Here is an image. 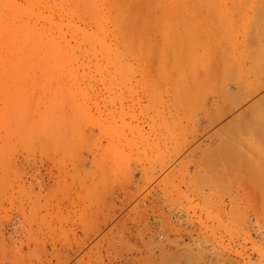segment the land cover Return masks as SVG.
<instances>
[{
	"label": "rangeland",
	"instance_id": "obj_1",
	"mask_svg": "<svg viewBox=\"0 0 264 264\" xmlns=\"http://www.w3.org/2000/svg\"><path fill=\"white\" fill-rule=\"evenodd\" d=\"M9 1L0 264H264V0Z\"/></svg>",
	"mask_w": 264,
	"mask_h": 264
},
{
	"label": "bare ground",
	"instance_id": "obj_2",
	"mask_svg": "<svg viewBox=\"0 0 264 264\" xmlns=\"http://www.w3.org/2000/svg\"><path fill=\"white\" fill-rule=\"evenodd\" d=\"M0 1H2V0H0ZM4 1H5V2L8 1V2H6V3L4 4ZM12 1H13V0H12ZM47 1H49V0H47ZM66 1H67V0H66ZM74 1H75V3L77 2V0H74ZM83 1H84V0H83ZM83 1L81 2V6H82V4H85V3H83ZM106 1H107V0H106ZM117 1L119 2V0H117ZM130 1H131V0H130ZM136 1H137V0H136ZM139 1H140V0H139ZM33 2H35V0H34ZM36 2H37V1H36ZM38 2H39V1H38ZM42 2H43V1H42ZM44 2H45V1H44ZM52 2H53V0H52ZM64 2H65V1H64ZM94 2H95V1H94ZM101 2H104V0H101ZM118 2H115V3H118ZM131 2H135V1L132 0ZM1 3H2V4H1ZM7 3H8V4H7ZM10 3L12 4L13 2H11V1H9V0H3L2 2H0V9H2V10H3V8L7 9V7H8L9 9H7V11L10 10L11 12L16 13L17 16H18L19 14H20L19 16H24V15H25L26 17H27V15H29V16H30V14L32 15V12H33V11H31V13H30V12H29L30 10L28 11L27 8H25V7H24V8L20 7V6H22V5H20V6L17 5V6H16V5H15L16 3H13V4H12V5L14 6L13 8H12V5H11V6H7V5H9ZM40 3H41V2H40ZM56 3H58V2H56ZM56 3H55V5H56ZM67 3H68V2H67ZM78 3H79V2H78ZM90 3H92V1H91ZM98 3L101 4V3H100V0H99ZM122 3H124V2H122ZM36 4H37V3H36ZM43 4H44V3H43ZM48 4H49V3H48ZM65 4H66V3H65ZM88 4H89V2H88ZM88 4H86V5L88 6ZM103 4H104V3H103ZM124 4H125V3H124ZM3 5H4V6H3ZM33 5H34V3H33ZM58 5H59V4H58ZM67 5H68V4H67ZM77 5H78V4H76V7H77ZM86 5H85V6H84V5L82 6V7H83V8H82L83 10L85 9V7H87ZM95 5H96V4H95ZM97 5H98V4H97ZM97 5H96L95 8H97ZM126 5H127V4H126ZM15 6H16L17 8H16ZM41 6H42V4H41ZM47 6H49V5H47ZM60 6H61V5H60ZM60 6H59V8H60ZM90 6H92V7H89V10L91 9L92 12H93V10H94V9H93V8H94L93 4H92V5L90 4ZM102 6H103V5H101V7H100V8H101V11H102V9H103V7H104V6H103V7H102ZM114 6L117 7V8H119V7H121V4H119V6H118V5H113V7H114ZM123 6H124V5H122L121 8H123ZM1 7H2V8H1ZM33 7H34V6H33ZM44 7H45V6H44ZM55 7H57V6H55ZM105 7H106V6H105ZM109 7H110V6H109ZM111 7H112V6H111ZM115 7H114V8H115ZM49 8H50V6H49ZM69 8H70V5H69ZM114 8H113L112 10H115ZM117 8H116V9H117ZM13 9H15L16 11H14ZM23 9H24V10H23ZM25 9H27V10H25ZM29 9H30V8H29ZM72 9H73V7L71 8V10H72ZM78 9H79V8H78ZM80 9H81V8H80ZM105 9H106V8H105ZM124 9H125V7H124ZM124 9H123V10H124ZM20 10H21L22 12H24V13H20V12H21ZM47 10H48V9H47ZM51 10H52V9H51ZM60 10H62V9H60ZM73 10H74V9H73ZM75 10H76V9H75ZM89 10L87 9V11H89ZM119 10H120V9H119ZM119 10H118V11H119ZM128 10H129V8H128ZM7 11H6V12H7ZM17 11H19V12H17ZM62 11H63V10H62ZM64 11H65V10H64ZM95 11H96V10H95ZM107 11H108V10L106 9V13H107ZM110 11H111V10H110ZM1 12H2V14H3V16H4L3 18H5V16H7V13H8V12H7L5 15H4V13H3V12H5L4 10L1 11ZM11 12H10V13H11ZM27 12H28V13H27ZM67 12H68V11H67ZM72 12H73V11L68 12V13H71V14H72ZM85 12H86V11H85ZM92 12H91V13H92ZM97 12H99L98 9H97ZM114 12H115V11H114ZM123 12H125V11H123ZM123 12H122V13H123ZM18 13H19V14H18ZM33 13H34V12H33ZM68 13H67V15H68ZM99 13H100V12H99ZM109 13H110V12H109ZM116 13H117V11H116ZM116 13H115V15H116ZM120 13H121V11H120ZM2 14H0V15H2ZM26 14H27V15H26ZM64 14H65V13H64ZM71 14H70V15H71ZM86 14H87V12H86ZM97 14H98V13H97ZM103 14H104V13H103ZM125 14L127 15V12L123 13L122 16L124 15V16L126 17ZM36 15H38V16L40 17L41 14L38 13V14H36ZM36 15L33 14V16H36ZM88 15H89V14H88ZM92 15H94V14L92 13ZM113 15H114V14H113ZM115 15H114V16H115ZM120 15H121V14H118V13H117L116 16L118 17V16H120ZM38 16H36L35 18H36V19L38 20V22H39ZM73 16H75V15H73ZM77 16L79 17V14H78V13H77ZM82 16H83V15H82ZM85 16H86V15H85ZM89 16H91V15H89ZM102 16H103V15H102ZM102 16H101V17H102ZM110 16H111V15H110ZM10 17H11V20H13L11 15H10ZM10 17H9V19H10ZM41 17H42V19H43V17H44L45 21L47 20V22H48V19H47L46 16H41ZM45 17H46V18H45ZM94 17H95V18H94ZM94 17H93L94 19H92V20H95V21H93V22L96 23V24H94V25H97L98 22L100 21V19L97 18V20H96V17H100V14H99V16H94ZM1 18H2V17H1ZM28 18H29V17H28ZM28 18H27V20H29ZM31 18H32V16H31ZM48 18H49V21H50V22H48V24H49V23H50V24H54V23H55V22L52 21L51 17L48 16ZM70 18L72 19V16H70ZM88 18H89V17H88ZM102 18H103V17H102ZM110 18H111V17H110ZM115 18H116V17H115ZM120 18H121V17H120ZM7 19H8V18H7ZM36 19H35V20H36ZM89 19H91V18H89ZM103 19H104V18H103ZM103 19H102V20H103ZM106 19H107V18H106ZM108 19H109V18H108ZM125 19H126V18H125ZM5 20H6V19H5ZM5 20H3V21H5ZM15 20H16V19H15ZM92 20H89V21H91L90 23H92ZM104 20H105V19H104ZM104 20H103V21H104ZM114 20H115V19H114ZM116 20H118V19L116 18ZM116 20H115V21H116ZM122 20H123V19H122ZM3 21H1V22H3ZM42 21H43V20H42ZM51 21H52V23H51ZM106 21H107V20H106ZM106 21H105V23H106ZM109 21H110V20H109ZM124 21H125V20H124ZM124 21H123V23H124ZM5 22H8V21H5ZM34 22H37V21H34ZM69 22H70V21H69ZM69 22H68V23H69ZM83 22H84V21H83ZM119 22H120V21H119ZM3 23H4V22H3ZM3 23H0V36H1V35H5L6 37H5V40H4V41H3V38H2L1 41H3V42L0 44V47H2V48H4V49H5V48L8 49V48L13 47L14 45H16V46H17V45H20L22 48H30V47L32 48V47H35L36 45H42L43 47H47V48L49 47V48L52 49L54 43H53V42H50V41H46V39L44 38V34H43L42 32L37 31V30H36L35 28H33V26H31L28 22H26V21H25V22H21V24H19V25H16V24H15L14 26H13V25H10V26L8 25V26H6V25H4ZM66 23H67V22H66ZM66 23H65V24H66ZM74 23H75V21H74ZM88 23H89V22H88ZM100 23H103V22L100 21V22H99V25H100ZM121 23H122V22H121ZM123 23H122V24H123ZM55 24H56V23H55ZM55 24H54L53 26H55V27L57 28V26H58L59 24H58V25H55ZM109 24H110V23H109ZM124 24H125V23H124ZM124 24H123V26H124ZM35 25H37V24H35ZM66 25H67V24H66ZM69 25H70V23H69ZM69 25H67L68 28L71 27V26L69 27ZM71 25H73V27H75L74 24H71ZM94 25H93V26H94ZM99 25H98V26H99ZM103 25H104V24H101V26H99V27H102V28H103V27H104ZM106 25H107V24H106ZM111 25H112V24H111ZM116 25L119 26L118 24H116ZM59 26L62 27V23H60ZM123 26H121V27L123 28ZM40 27L42 28V30L44 29L43 26L40 25ZM50 27H51V26H50ZM76 27H77V25H76ZM76 27H75V28H76ZM99 27H98V29H99ZM108 27H109V26H108ZM56 28H55V29H56ZM59 28H60V27H58V30H57L58 32H59V30H60ZM66 28H67V27H66ZM77 28H78L77 30H78L79 32H81V29L79 28V26H78ZM122 28H120L119 30H121ZM79 29H80V30H79ZM84 29H85V28H84ZM100 29H101V28H100ZM44 30H45V29H44ZM66 30H67V29H66ZM77 30H76V31H77ZM104 30H105V27H104ZM46 31H48V29H47ZM72 31H73V29H72ZM74 31H75V30H74ZM78 31H77V32H78ZM82 31H83V30H82ZM84 31H87V29L84 30ZM84 31H83V32H84ZM108 31H109V30H108ZM108 31H107V33H108ZM110 31H111V30H110ZM122 31H123V29H122ZM43 32H44V31H43ZM48 32H50V31H48ZM60 32L63 33V30H60ZM70 32H71V31H70ZM79 32H78V33H79ZM91 32H92V34H90V32H87V33H89L88 35H86L85 32H84V34L86 35V37L88 36L89 39H90V37H92L93 35H95V34H93V31H91ZM95 32H96L97 37H98V35L101 33V32H98V30L95 31ZM97 32H98L99 34H98ZM102 32L105 33V34L102 35L101 37L99 36V40H100L103 36L106 37V35H107L106 31H105V32L102 31ZM45 33H46V32H45ZM71 33H73V32H71ZM78 33H77V34H78ZM47 34L49 35V33H47ZM47 34H46V36H47ZM54 34H56V33H54ZM81 34H82V32H81ZM57 35H58V33H57ZM89 35H90V36H89ZM50 36H52V33L50 34ZM54 36H55V35H54ZM72 36H73V35H72ZM82 36H83V34H82ZM83 37L85 38V36H83ZM88 37L86 38L87 40H89ZM105 37H103V39H104ZM84 38H82V39H84ZM94 38H95V40H96V36H94ZM54 39H55V38H54ZM86 39L83 40V41L88 42ZM106 39H107V38H106ZM59 40H60V39H59ZM62 40H64V39H62ZM62 40H61V41H62ZM70 40H71V39H70ZM90 40H91L92 42L89 41V43L91 42V43L94 44L93 39H90ZM95 40H94V41H95ZM99 40H98V39L96 40L98 45H99V43H98ZM57 41H58V40H57ZM75 41H77V40H75ZM75 41H74V42H75ZM83 41H81V42L84 43ZM96 41H95V42H96ZM101 41H102V39H101L99 42H101ZM103 41L105 42V40H103ZM103 41H102L103 45L105 44L104 46H106V47L108 48V44H106V42L104 43ZM65 42H66V40H65ZM67 42H68V41H67ZM89 43H88V45H90ZM102 43H101V44H102ZM58 44H59V43H58ZM65 44H67V43H65ZM69 45H70V44H69ZM94 45H95V44H94ZM94 45H93V46L91 45V46L94 47ZM59 46H60V45H59ZM66 46H67V45H66ZM91 46H90V47H91ZM96 46H97V45H96ZM70 47H71V45H70ZM74 47H75V46H74ZM76 47H77V46H76ZM2 48H1V49H2ZM40 48H41V47H39V48H37V49L39 50ZM57 48H58V47H57ZM99 48H100V46H99ZM33 49H34V48H33ZM72 49H73V45H72L71 50H72ZM94 49H95V47H94ZM63 50H64V49H63ZM51 51H52V50H51ZM74 51H75V50H74ZM97 51H98V50H97ZM6 52H7V51H6ZM65 52H66V51H65ZM70 52H72V51H70ZM46 53H47V52H46ZM49 53H50V52H49ZM66 53H67V52H66ZM106 53H107V51H106ZM52 54L55 55L54 52H51V54H46V55H51V56L53 57ZM100 54H101V53H100ZM67 55H68V54H67ZM75 55H76V54H75V52H74V57H75ZM108 55H109V53H108ZM24 56H25V55H24ZM70 56H71V55H70ZM47 57H49V56H47ZM76 57H77V56H76ZM42 58H44V57H42ZM49 58H50V57H49ZM69 58H70V57H69ZM92 58H93V57H92ZM92 58H91V59H92ZM96 58H97V57H96ZM53 60H54V59H53ZM76 61H77V60H75V61H73V62H76ZM53 62H54V61H52V64H54ZM55 62H57V61L55 60ZM52 64H51V65H52ZM58 64H59V63H58ZM55 65H56V64H55ZM261 88H263V87L261 86ZM257 89H258V88H257ZM251 91H252V90H251ZM258 93H260V92H258ZM258 93H257V94H258ZM255 95H256L255 92H254V93H250V92H249V95L247 94L246 97L244 96L245 98H243V99H244L243 101L240 100L241 102H240L239 104H235V106H233L232 108H230V109L228 110L227 113H228V114L233 113L236 109L242 107L241 105H244V104L250 102V101L254 98ZM246 109H247V108H246Z\"/></svg>",
	"mask_w": 264,
	"mask_h": 264
}]
</instances>
